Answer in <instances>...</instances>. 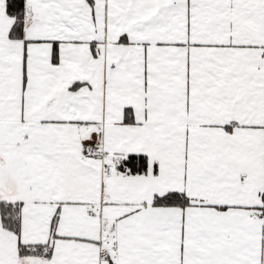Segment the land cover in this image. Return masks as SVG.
Returning <instances> with one entry per match:
<instances>
[{
	"label": "snow or ice",
	"instance_id": "snow-or-ice-1",
	"mask_svg": "<svg viewBox=\"0 0 264 264\" xmlns=\"http://www.w3.org/2000/svg\"><path fill=\"white\" fill-rule=\"evenodd\" d=\"M0 264H264V0H0Z\"/></svg>",
	"mask_w": 264,
	"mask_h": 264
}]
</instances>
